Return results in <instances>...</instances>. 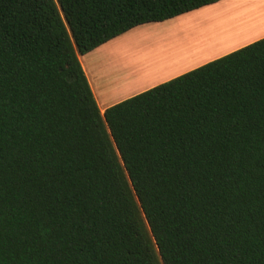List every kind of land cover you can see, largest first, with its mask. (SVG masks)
<instances>
[{"label": "trees", "instance_id": "trees-1", "mask_svg": "<svg viewBox=\"0 0 264 264\" xmlns=\"http://www.w3.org/2000/svg\"><path fill=\"white\" fill-rule=\"evenodd\" d=\"M221 0H0V264H264V38L101 112L80 61Z\"/></svg>", "mask_w": 264, "mask_h": 264}, {"label": "rangeland", "instance_id": "rangeland-1", "mask_svg": "<svg viewBox=\"0 0 264 264\" xmlns=\"http://www.w3.org/2000/svg\"><path fill=\"white\" fill-rule=\"evenodd\" d=\"M216 9L211 6L162 23L139 26L83 56V63L95 91L103 99L123 98L188 70L202 62L201 60L209 58L213 52L214 55L228 50L231 46L222 45L224 43H221L220 49L210 50L209 46L212 44L200 45L197 42L196 47L186 48L189 43L185 36L188 34H184L186 28L206 24L217 15L232 12L228 8ZM217 39L218 37L214 41ZM194 54L200 55L199 61L194 59ZM113 69L123 72L124 75L112 82L109 76ZM110 83L115 84L113 88L108 86Z\"/></svg>", "mask_w": 264, "mask_h": 264}, {"label": "crops", "instance_id": "crops-1", "mask_svg": "<svg viewBox=\"0 0 264 264\" xmlns=\"http://www.w3.org/2000/svg\"><path fill=\"white\" fill-rule=\"evenodd\" d=\"M211 6H213L214 8H217L216 10H219L221 7L224 8V10H226L225 8H228L229 10H232V12L230 14L217 15L206 24L198 25L193 28H186L185 30L186 33L184 32V34H188L185 36L189 40V44H190L189 46H191V48L196 47L195 45H196L197 39L199 38L204 39L205 37L212 35V36L218 37V39L214 41L212 46H209L210 50L220 49L221 43H224L222 45H230L231 47L224 52L217 53L218 55L217 54L213 55L214 52L211 53L209 52L210 50H207V52L211 53V56L209 57L210 59L207 58V59L201 60L202 62L195 64L194 66H192L186 71H183L174 76L165 78L164 80L155 82L151 86L145 89L139 90L137 92H134L133 94H130L126 97L118 98L116 100H107V99H103V97L98 95V93L95 91V88L89 78L86 67L83 63V58L80 57L81 64L86 73L89 84L92 88L93 94L95 96V99L97 101V104L101 112L104 113L108 107L113 106L129 97H132L146 90H149L159 84H162L190 70H193L205 63H208L212 60H215L219 57H222L228 53H231L235 50H238L242 47H245L249 44H252L264 38V0H221L220 2L216 4L206 6L204 8L195 10L187 14H192L197 11H202L205 8L207 9L208 7H211ZM220 39L222 40L220 41ZM239 39L241 40L235 45V42ZM194 59H196V61H199L200 55L194 54ZM110 73L111 74L109 78L112 82L113 80L123 77L124 75L123 72L122 74L120 71H116L114 69L110 70Z\"/></svg>", "mask_w": 264, "mask_h": 264}, {"label": "bare ground", "instance_id": "bare-ground-1", "mask_svg": "<svg viewBox=\"0 0 264 264\" xmlns=\"http://www.w3.org/2000/svg\"><path fill=\"white\" fill-rule=\"evenodd\" d=\"M217 37H215V36H207V37H205L204 39L203 38H199L196 42H197V44H200V45H210V44H213L214 43V40L216 39ZM208 40V42H206L207 40ZM210 39V40H209ZM213 39V40H212ZM188 42H186V44H187ZM185 44V45H186ZM190 44L188 43L187 44V46H186V48H189V47H191V46H189ZM109 82V81H108ZM105 83V82H104ZM122 83V82H121ZM106 84V83H105ZM111 84V83H110ZM108 85V84H107ZM106 85V86H107ZM115 85V84H114ZM114 85H108L110 88H113V86ZM102 87V86H101ZM106 88V87H105ZM102 91V90H101ZM108 91V90H107ZM106 92V91H105Z\"/></svg>", "mask_w": 264, "mask_h": 264}]
</instances>
